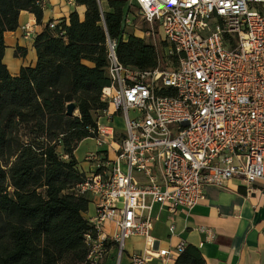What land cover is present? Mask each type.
Wrapping results in <instances>:
<instances>
[{
    "label": "built area",
    "instance_id": "1",
    "mask_svg": "<svg viewBox=\"0 0 264 264\" xmlns=\"http://www.w3.org/2000/svg\"><path fill=\"white\" fill-rule=\"evenodd\" d=\"M133 5L151 25L144 35L159 32L177 65L125 66L116 55L117 41L106 37L110 83L101 89L108 101L102 113L109 121L118 113L125 127L119 133L97 122L93 138L99 149L84 157L90 170L75 185L77 194L95 204L82 264H99L109 238L120 254L134 234L145 237L146 247L131 254L130 264L165 261L170 251L156 248L150 235L153 204H167L175 214L201 202L207 185L237 178L246 195L256 183L264 185V0H133ZM125 24H133L128 14ZM25 30L29 35L28 25ZM106 222L114 224L113 233L104 231ZM168 228L174 231L172 220ZM184 247L178 244L177 253Z\"/></svg>",
    "mask_w": 264,
    "mask_h": 264
},
{
    "label": "trees",
    "instance_id": "2",
    "mask_svg": "<svg viewBox=\"0 0 264 264\" xmlns=\"http://www.w3.org/2000/svg\"><path fill=\"white\" fill-rule=\"evenodd\" d=\"M43 0H0V264H82L88 253L85 218L90 199L75 185L85 173L74 157L79 142L94 137L93 113L108 107L101 89L109 85L106 37L116 55L137 69L164 68L158 44L128 33L132 3L75 0L85 6L68 21L47 25L34 37L36 63L12 76L3 62L4 32L14 30L20 11L42 18ZM158 36V34H157ZM75 105L68 115L67 104ZM61 148V150H59ZM176 264H205L185 245Z\"/></svg>",
    "mask_w": 264,
    "mask_h": 264
},
{
    "label": "crops",
    "instance_id": "3",
    "mask_svg": "<svg viewBox=\"0 0 264 264\" xmlns=\"http://www.w3.org/2000/svg\"><path fill=\"white\" fill-rule=\"evenodd\" d=\"M103 11L110 10L109 0H98ZM130 15L133 24L127 31L136 36L138 14L134 8L133 0ZM134 10L135 14L131 11ZM76 11L80 20L84 19L85 6L79 5L75 0H43L42 18L37 22L35 15L27 10H22L18 16V24L14 30L5 31L3 62L9 73L17 76L21 67L34 66L36 63V51L34 37L40 33L50 21L59 22L62 19L68 21L70 13ZM139 17V16H138ZM31 29L26 35L25 26ZM100 124H107L98 121ZM81 140L73 154L79 168L87 174L90 164L86 168L80 163L77 150ZM99 149L96 145L97 150ZM105 150L106 146L102 148ZM109 156L112 153L108 151ZM85 157V156H84ZM254 192L246 195L244 188L237 178H231L224 186H205V198L192 207L189 211L178 209L171 214L167 204H153L151 215L154 218L150 235L155 239L156 248H167L170 258L163 261L160 258L151 259L148 264H176L179 254L176 251L178 244L194 246L201 254L205 264H264V185L255 184ZM95 213V204L90 201L88 209L84 213L85 218H90ZM170 220L174 222L175 229L169 231ZM104 231L107 234L114 232L112 222L104 223ZM211 230L212 236L208 231ZM146 247L145 237L134 234L127 238L122 252L119 254L116 243L109 238L107 240V252L99 264H130V256L133 252L142 251Z\"/></svg>",
    "mask_w": 264,
    "mask_h": 264
},
{
    "label": "rangeland",
    "instance_id": "4",
    "mask_svg": "<svg viewBox=\"0 0 264 264\" xmlns=\"http://www.w3.org/2000/svg\"><path fill=\"white\" fill-rule=\"evenodd\" d=\"M132 13L135 14V11L132 10ZM137 19V26L141 27L143 29V31L145 32L147 29H151V25L148 22H145L144 20H141L140 17L136 16ZM129 27V26H128ZM127 27V28H128ZM128 30H131V28L129 27ZM137 35L142 34L144 36V41L147 43H157L158 47L160 49V51L162 52L163 56H164V60L166 62V67L168 68H174L177 65V55L174 53L172 46L170 44V42H168L167 40H164L161 36V34L158 32V36L155 33L150 34L149 36L144 35V33L138 29H136ZM73 113H77V111L73 112ZM93 116L95 118V120L98 121H106V116H103L102 111H95L93 113ZM102 123H107V124H111L112 126H114V128L116 129L117 132L122 133L124 131V120L123 117L121 115H119L118 113H116L114 115V119L112 121H109L107 119V122H102ZM96 148V142L95 139L92 137L85 139L82 143H80L79 148L77 150V156L80 158V163L85 166L86 168L88 167L89 162L86 161L84 159V156H86L89 152L94 151V149ZM106 148H108L106 146ZM59 150H61V148H59Z\"/></svg>",
    "mask_w": 264,
    "mask_h": 264
},
{
    "label": "water",
    "instance_id": "5",
    "mask_svg": "<svg viewBox=\"0 0 264 264\" xmlns=\"http://www.w3.org/2000/svg\"><path fill=\"white\" fill-rule=\"evenodd\" d=\"M66 108H67L66 113H67L68 115H72L73 112H74V109H75V105H74L73 102H69V103L67 104Z\"/></svg>",
    "mask_w": 264,
    "mask_h": 264
}]
</instances>
